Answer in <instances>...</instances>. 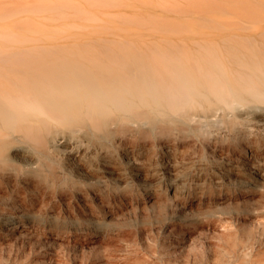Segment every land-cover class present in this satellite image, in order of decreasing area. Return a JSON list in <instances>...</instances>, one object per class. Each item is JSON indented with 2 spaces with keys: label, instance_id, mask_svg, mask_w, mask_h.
<instances>
[{
  "label": "bare ground",
  "instance_id": "obj_1",
  "mask_svg": "<svg viewBox=\"0 0 264 264\" xmlns=\"http://www.w3.org/2000/svg\"><path fill=\"white\" fill-rule=\"evenodd\" d=\"M35 27H0V264H137L140 248L156 264L217 261L225 221L176 185L155 191L166 160L149 150L264 115V38L16 42L69 31ZM245 164L253 179L223 177L264 189V166ZM76 196L84 216L66 210ZM240 223L264 234L259 218Z\"/></svg>",
  "mask_w": 264,
  "mask_h": 264
},
{
  "label": "rangeland",
  "instance_id": "obj_2",
  "mask_svg": "<svg viewBox=\"0 0 264 264\" xmlns=\"http://www.w3.org/2000/svg\"><path fill=\"white\" fill-rule=\"evenodd\" d=\"M56 7L64 10L54 11ZM7 12L10 16L0 17V27L32 32L40 23L49 31L69 29L65 36L59 38H18L16 42L19 44L96 40L99 38L85 37L98 34L111 37L100 39L106 42L129 40L135 43L161 38L187 41L247 35L264 38V0H0V16ZM75 22L79 25H73ZM9 43L0 38V45ZM238 119L245 120L238 123V132L230 125H218L214 126L211 139L197 136L176 139L170 143L171 147H167L169 151L161 140H154L149 150L151 155L162 159L159 160L161 163L166 160L163 162L166 168L163 163L158 167L163 180L153 184L155 191L172 195L170 186L176 185L181 196L190 195L194 201L202 200L204 207L211 205L215 215L227 225V233L218 241V260L209 263L201 259L193 264H264V234L260 229L256 235L247 232L240 223L251 217L264 223V189L233 183L222 173L223 170H231L240 176L238 178L247 180L253 177L249 164L245 162L254 161L255 166H264V115L252 112ZM132 144L128 143V147ZM135 153L139 154L136 150ZM87 157L96 160L90 154ZM98 165L101 166V162ZM248 199L254 200L249 202ZM49 203L45 211L53 214L57 211L55 207L63 209L61 202L60 206L54 199ZM71 203L70 209L66 210L76 209L84 216L78 205L82 201L77 196ZM237 211H240L239 215ZM62 214L64 216L65 212L61 213L60 220L64 219ZM132 250L131 258L140 256L134 263L156 264L154 258L152 261V258L142 257L141 248Z\"/></svg>",
  "mask_w": 264,
  "mask_h": 264
}]
</instances>
